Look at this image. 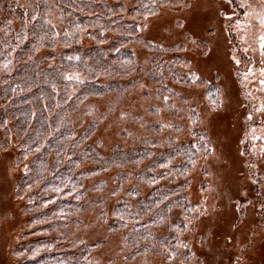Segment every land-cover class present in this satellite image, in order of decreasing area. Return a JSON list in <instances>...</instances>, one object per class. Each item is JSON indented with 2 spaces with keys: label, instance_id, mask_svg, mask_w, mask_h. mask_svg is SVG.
Segmentation results:
<instances>
[{
  "label": "rangeland",
  "instance_id": "obj_1",
  "mask_svg": "<svg viewBox=\"0 0 264 264\" xmlns=\"http://www.w3.org/2000/svg\"><path fill=\"white\" fill-rule=\"evenodd\" d=\"M158 7L129 45L140 65L138 80L121 92L84 100L68 114L70 123L74 129L94 124L90 139L110 155L138 146L142 137L190 142L191 114L196 116L206 141L186 175L191 209L186 215L174 209L168 219L182 221L176 247L188 257L171 263L264 264V0H177ZM168 48L186 60L175 68L187 82L152 64L154 53ZM67 78L71 97L81 78ZM212 84L220 97L216 108L204 97ZM11 124L0 125V264L12 263L10 249L25 218L24 201L15 196L21 173L17 137L12 134L8 148L1 147ZM116 163L87 180L105 186L87 192L69 238L93 244L87 264H167L164 254L123 260L121 235L108 233L110 191L119 185L116 197H122L128 187L145 190L134 174L143 164ZM120 172L124 177L117 178ZM155 230L174 234L167 222Z\"/></svg>",
  "mask_w": 264,
  "mask_h": 264
},
{
  "label": "trees",
  "instance_id": "obj_2",
  "mask_svg": "<svg viewBox=\"0 0 264 264\" xmlns=\"http://www.w3.org/2000/svg\"><path fill=\"white\" fill-rule=\"evenodd\" d=\"M170 2L177 0H0V125L12 123L1 147L8 148L12 134L17 137L21 173L15 196L24 201L25 216L10 249L11 264H87L93 244L70 239L68 228L84 209L87 192L105 186L87 180L116 161L143 164L134 174L145 186L128 187L122 197H116L119 185L110 191L107 231L121 235L123 260L152 253L173 264V258L188 257L176 247L182 221L168 219L174 209L182 215L191 209L186 175L206 141L196 116L191 114L190 142L142 137L138 146L110 155L98 152L90 139L94 124L74 129L68 117L89 97L121 92L138 80L140 65L129 45L158 6ZM174 49H158L152 64L187 82L175 68L186 60ZM70 74L81 78L71 97ZM204 97L212 107L220 105L215 85H208ZM166 222L174 234L156 232Z\"/></svg>",
  "mask_w": 264,
  "mask_h": 264
}]
</instances>
